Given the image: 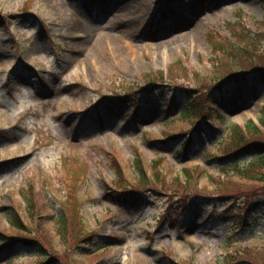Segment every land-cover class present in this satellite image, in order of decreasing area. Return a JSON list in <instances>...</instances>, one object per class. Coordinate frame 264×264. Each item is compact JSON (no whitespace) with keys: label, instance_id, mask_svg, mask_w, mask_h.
<instances>
[{"label":"rangeland","instance_id":"obj_1","mask_svg":"<svg viewBox=\"0 0 264 264\" xmlns=\"http://www.w3.org/2000/svg\"><path fill=\"white\" fill-rule=\"evenodd\" d=\"M242 29L264 70V0H0V264H264V169L218 160L264 113L257 73L216 86Z\"/></svg>","mask_w":264,"mask_h":264},{"label":"trees","instance_id":"obj_2","mask_svg":"<svg viewBox=\"0 0 264 264\" xmlns=\"http://www.w3.org/2000/svg\"><path fill=\"white\" fill-rule=\"evenodd\" d=\"M229 28L232 30V27L229 26ZM258 31H248V30H241L239 32H232V37L230 39H221L220 44H218V48L221 52V57H223V60H231L235 65L239 63V61H243V64L245 66V71L240 72L237 74L235 71H230L227 74L222 75L221 80L217 83V88L222 90L223 88V82L228 80H233L236 78H241L246 82L245 79L247 75L250 73H257L259 75V79L261 82L264 83V70L258 68L256 65V59H246L243 57V53H247L249 49H253L256 46V39L259 38ZM262 39H264V34H261ZM247 51V52H245ZM259 55H256V58H258ZM231 62L230 66H233V63ZM220 65V64H218ZM223 81V82H222ZM153 82V81H152ZM189 113L197 114V109L194 107L190 108ZM218 117H220L218 115ZM196 121L201 120V118L195 119ZM260 124L261 129L254 124V122H249L247 125L242 128L240 126H234L231 130L232 137L230 142L225 147V154L224 156L218 158V160L221 163V175H234L239 176L242 178H249L254 179L253 176L255 172H261L264 169V142H257L255 141V138H259L262 140L264 137V113L263 116L260 118ZM263 136V137H262ZM254 155V157L245 162L240 163L239 161L247 156ZM136 177L138 180H141L144 184H148L147 180L143 175V169L139 163V161H136ZM188 175V172H187ZM260 178V177H259ZM263 178V177H262ZM188 179V178H187ZM186 179V180H187ZM189 180V179H188ZM177 184L180 187H186L187 185L185 182H182L181 180L176 179ZM216 187H219L221 185L230 183L231 181H221L219 179L213 180ZM143 198L141 197H135L132 196L130 202H128V205L131 206H137L141 205L143 202ZM30 213V216H34L35 212V204L33 199L31 198V204L29 206L28 212ZM62 216L59 218L60 223H64V227H66L67 220L69 218L66 217L64 214V208H62ZM18 218V216H15ZM15 217H11L10 222L14 225V222L12 221ZM20 222V221H19ZM65 234H62V237H64ZM23 243L32 245V242H26L23 241ZM172 264H182L173 262Z\"/></svg>","mask_w":264,"mask_h":264},{"label":"bare ground","instance_id":"obj_3","mask_svg":"<svg viewBox=\"0 0 264 264\" xmlns=\"http://www.w3.org/2000/svg\"><path fill=\"white\" fill-rule=\"evenodd\" d=\"M197 14H198V12H197V10H196V12H195V11L192 12V15H191V16H192V17H193V16H197ZM191 34H193V35H191L192 37H194V38H198L196 33H191Z\"/></svg>","mask_w":264,"mask_h":264}]
</instances>
